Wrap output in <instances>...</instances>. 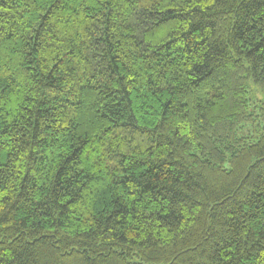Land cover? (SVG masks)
Segmentation results:
<instances>
[{"label": "trees", "instance_id": "trees-1", "mask_svg": "<svg viewBox=\"0 0 264 264\" xmlns=\"http://www.w3.org/2000/svg\"><path fill=\"white\" fill-rule=\"evenodd\" d=\"M0 264H264V0H0Z\"/></svg>", "mask_w": 264, "mask_h": 264}]
</instances>
